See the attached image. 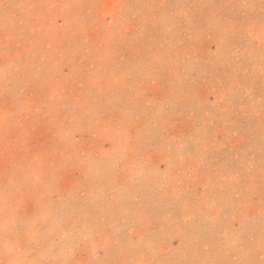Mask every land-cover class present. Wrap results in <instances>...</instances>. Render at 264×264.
I'll use <instances>...</instances> for the list:
<instances>
[{
  "label": "rangeland",
  "instance_id": "1",
  "mask_svg": "<svg viewBox=\"0 0 264 264\" xmlns=\"http://www.w3.org/2000/svg\"><path fill=\"white\" fill-rule=\"evenodd\" d=\"M0 264H264V0H0Z\"/></svg>",
  "mask_w": 264,
  "mask_h": 264
},
{
  "label": "bare ground",
  "instance_id": "2",
  "mask_svg": "<svg viewBox=\"0 0 264 264\" xmlns=\"http://www.w3.org/2000/svg\"><path fill=\"white\" fill-rule=\"evenodd\" d=\"M10 261V260H9Z\"/></svg>",
  "mask_w": 264,
  "mask_h": 264
}]
</instances>
